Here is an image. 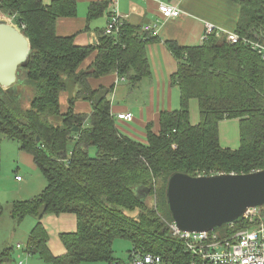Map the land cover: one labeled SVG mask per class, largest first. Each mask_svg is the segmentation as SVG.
Returning a JSON list of instances; mask_svg holds the SVG:
<instances>
[{"label":"trees","instance_id":"obj_1","mask_svg":"<svg viewBox=\"0 0 264 264\" xmlns=\"http://www.w3.org/2000/svg\"><path fill=\"white\" fill-rule=\"evenodd\" d=\"M231 1L239 6L234 32L263 40L264 0ZM109 5L111 9L112 0L91 3L87 21L101 17ZM76 12L77 0L47 5L0 0V13L12 17L30 45L16 83L7 90L0 87V136L16 140L46 181L38 195L11 204L10 217L17 224L35 219L22 251L48 264H120L124 261L114 258L112 246L115 239H125L131 244L129 255L140 252L170 264H190V255L169 228L167 180L174 173L197 177L264 170V60L242 43L231 45L214 33L195 47L165 41L177 62L170 82L178 89L180 107L160 112L158 131L148 123L145 141L139 142L117 129L112 89H91L88 80L116 74L135 86L149 78L146 47L157 39L123 21L116 35L106 36V25L97 45L79 46L74 36L56 33L57 21L74 18ZM92 55V62L80 69ZM29 89L23 106V92ZM64 93L67 107L62 110ZM192 99L198 104L197 125L189 120ZM77 101L90 103L91 112L76 114ZM55 117L59 125L53 124ZM224 120L238 121L237 150L220 146L218 126ZM50 214L76 217L75 232L59 235L65 253L58 257L48 250L41 224ZM238 223L234 230L245 226ZM230 231L227 227L225 235ZM12 251L0 252V264L12 258Z\"/></svg>","mask_w":264,"mask_h":264},{"label":"crops","instance_id":"obj_2","mask_svg":"<svg viewBox=\"0 0 264 264\" xmlns=\"http://www.w3.org/2000/svg\"><path fill=\"white\" fill-rule=\"evenodd\" d=\"M42 1L45 5L51 2V0ZM102 1L110 0H77L76 17L59 19L56 24L57 35L74 36V43L79 46L97 45L99 41L98 33L102 32L107 25L110 5L101 17L89 22L87 21V11L91 3ZM167 2L172 3L179 9L180 15L178 17L167 20L162 19L157 9V3L152 0L117 1L118 10L122 16H125V22L140 26L142 27L141 30L146 26H152L156 30L154 36L157 40L146 47L150 65L149 78L142 79L135 86H130L127 80L119 78L116 74L88 80L91 89H112L110 101L113 117L118 113L124 112H130L133 115L131 122L116 120L117 129L130 138L141 142L145 141V127L148 123L152 124L153 132L158 131L160 112L175 111L180 107L178 89L172 86L170 82L171 76L177 70V62L167 49L165 41H175L182 47H195L202 42L206 23L212 24L220 30L233 32L239 17V6L231 0H170ZM92 60L93 55L82 63L80 69H85ZM72 92L74 93L75 91L73 90ZM67 97V93L60 96L59 103L62 110L67 107ZM189 109L190 124L197 125L200 118L198 104L195 99L190 100ZM74 111L76 114L88 115L91 112L90 103L77 101L74 105ZM225 128L228 131V127ZM219 143L222 148L234 145L230 141L223 142V144ZM22 158L28 159L31 166H34L32 157L30 159L23 155ZM15 177H20L18 172ZM22 180H16V182L21 183ZM7 217L9 218L8 220L12 219L10 216ZM31 219L33 222L28 231L31 230L35 223V219ZM41 224L48 236L47 247L50 253L54 257L63 255L65 249L59 235L75 232L76 217L73 214L57 216L50 214L42 218ZM18 225L14 224L13 227H10V237L6 235V245L9 244V246L5 247L0 243V252L9 247L13 249L11 252L12 258L1 264H48L39 259V261H36L33 256L24 253L22 251L24 245L17 243L13 246L12 242ZM16 245L19 246L15 248ZM14 255L19 256L16 258ZM14 257L16 258L15 260H13ZM16 261L19 262L17 263Z\"/></svg>","mask_w":264,"mask_h":264},{"label":"water","instance_id":"obj_3","mask_svg":"<svg viewBox=\"0 0 264 264\" xmlns=\"http://www.w3.org/2000/svg\"><path fill=\"white\" fill-rule=\"evenodd\" d=\"M29 50L23 34L0 20V87L3 90L16 83L18 70L27 65ZM165 197L178 230L214 231L240 222L249 208L264 206V170L197 177L174 173L167 180Z\"/></svg>","mask_w":264,"mask_h":264},{"label":"built area","instance_id":"obj_4","mask_svg":"<svg viewBox=\"0 0 264 264\" xmlns=\"http://www.w3.org/2000/svg\"><path fill=\"white\" fill-rule=\"evenodd\" d=\"M117 1L112 0L107 18L108 24L104 31L106 36L116 35L125 18L118 10ZM152 1L157 3V9L162 19L167 20L180 15L179 9L170 2L164 0ZM0 20L16 27L13 24L12 17L3 16ZM143 29L153 36L156 33L152 26H146ZM213 33L216 36H224L226 42L231 45L242 43L264 60V39L252 40L239 37L234 31L226 32L212 24L206 23L202 42ZM115 119L117 121L131 122L133 115L130 112L118 113L115 115ZM16 180L20 181V178L16 177ZM240 223H244L245 226L236 230H234L236 224L227 225L231 233L224 236L218 235L215 230L202 233L180 231L175 227L174 223L169 228L173 237L182 244L185 252L190 255V264H264V216L259 212L258 208H249L242 216ZM120 264L170 263L163 262L157 255L131 252L127 260Z\"/></svg>","mask_w":264,"mask_h":264},{"label":"rangeland","instance_id":"obj_5","mask_svg":"<svg viewBox=\"0 0 264 264\" xmlns=\"http://www.w3.org/2000/svg\"><path fill=\"white\" fill-rule=\"evenodd\" d=\"M7 17L0 13L1 17ZM2 21V20H1ZM23 28V27H22ZM70 84V83H69ZM68 84V85H69ZM26 87L23 88V90ZM25 97L23 106H26L27 99L31 96V90H28V94L23 92ZM190 111V109H189ZM191 115V113H190ZM60 119L55 117L53 119L54 125H59ZM228 127V131L227 128ZM122 133V132H121ZM123 134V133H122ZM125 135V134H124ZM218 135L219 142H232L234 145L232 147L228 146L230 150H237L240 145L239 139V124L237 120H224L219 123L218 126ZM139 141V140H136ZM141 142V141H139ZM74 146V142H70L68 145V150H71ZM22 154V155H21ZM90 156H94V149H90ZM28 157L31 159L29 154L19 149V143L16 140H8L0 136V206L3 209V216L0 218V243L5 247H8L6 240V235L9 236V229L15 224L18 225L14 220L10 219L7 216H10L11 204L16 201H23L29 199L31 196L38 195L46 186V181L42 177L38 169L28 162V159L22 158V156ZM24 159V160H23ZM18 172V176L21 177L22 182L17 183L15 174ZM15 178V179H14ZM148 204H153V199H147ZM259 212L264 216V206L258 208ZM32 219H24L18 225V228L15 230L14 240L12 242L13 246L17 243L25 245L26 236L29 233V228L32 224ZM227 226H223L219 229H216L215 232L224 236L226 234ZM10 237V236H9ZM26 238V239H25ZM19 246L16 245L15 248ZM3 247V248H5ZM113 255L114 258L125 261L129 256V251L131 250V244L128 240L125 239H115L113 242ZM2 250V249H1ZM16 258L19 255H14ZM21 256V255H20ZM13 258L15 260L16 258ZM19 259V258H18ZM17 259V260H18ZM36 261H39L34 257ZM20 261V260H19ZM19 261H16L17 263ZM88 264H106V263H88Z\"/></svg>","mask_w":264,"mask_h":264}]
</instances>
